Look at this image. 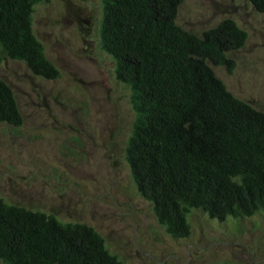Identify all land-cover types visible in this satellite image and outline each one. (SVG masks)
I'll return each instance as SVG.
<instances>
[{
  "label": "trees",
  "instance_id": "1",
  "mask_svg": "<svg viewBox=\"0 0 264 264\" xmlns=\"http://www.w3.org/2000/svg\"><path fill=\"white\" fill-rule=\"evenodd\" d=\"M45 0H0V63L22 62L45 80L60 76L33 32ZM182 0H102L99 44L130 90L134 112L124 160L140 197L172 238L190 235L187 215L242 220L264 213V112L233 96L212 67L230 72L227 53L246 32L225 18L200 35L177 25ZM264 14V0H248ZM0 124L23 117L0 78ZM2 264H124L81 222L6 202L0 196Z\"/></svg>",
  "mask_w": 264,
  "mask_h": 264
},
{
  "label": "rangeland",
  "instance_id": "2",
  "mask_svg": "<svg viewBox=\"0 0 264 264\" xmlns=\"http://www.w3.org/2000/svg\"><path fill=\"white\" fill-rule=\"evenodd\" d=\"M102 0H45L33 32L60 76H33L3 60L23 124H0V196L8 203L93 227L124 264H264V213L219 222L187 215L190 235L175 239L136 191L124 151L134 112L129 88L99 44ZM225 18L246 32L227 53L234 67H212L236 98L264 112V14L248 0H182L176 23L200 35ZM0 264H2L0 262Z\"/></svg>",
  "mask_w": 264,
  "mask_h": 264
}]
</instances>
